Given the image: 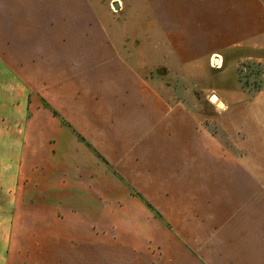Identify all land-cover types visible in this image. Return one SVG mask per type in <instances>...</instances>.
<instances>
[{
	"label": "rangeland",
	"instance_id": "rangeland-1",
	"mask_svg": "<svg viewBox=\"0 0 264 264\" xmlns=\"http://www.w3.org/2000/svg\"><path fill=\"white\" fill-rule=\"evenodd\" d=\"M117 4H96L109 53L67 66L33 93L65 118L33 108V124H0V264H42V247L59 243L74 246L73 264H207L205 223L214 209L205 204V136L227 168L264 170L256 155L264 122L260 140L249 105L264 89V49L233 50L220 69L214 58L185 65L144 0ZM111 67L128 75L113 80ZM131 86L151 108L145 122L121 121ZM174 115L193 122L192 150L175 145L180 135L166 124Z\"/></svg>",
	"mask_w": 264,
	"mask_h": 264
},
{
	"label": "crops",
	"instance_id": "crops-1",
	"mask_svg": "<svg viewBox=\"0 0 264 264\" xmlns=\"http://www.w3.org/2000/svg\"><path fill=\"white\" fill-rule=\"evenodd\" d=\"M108 1L119 10L117 2L122 4L123 0ZM144 2L185 65L195 60H205L209 65L217 56L224 64L227 53L233 50L264 49L263 0ZM96 4L97 0H0V124H33V108H45L44 101L55 108L42 95H38L40 101L33 100L34 92L49 86V77L65 76L67 66L75 67L82 60L94 61L98 52L109 53L108 32ZM111 68L107 74L113 80L116 75H128V71ZM34 77H41L40 83L35 84ZM121 83L127 86L126 79ZM239 85L243 90L240 82ZM132 88V102L128 106L131 110L121 121L132 123L133 119L138 120L136 115H142L145 122L146 109L151 112V108L146 106L143 93ZM253 95L249 105L256 130L252 133L262 140L258 125L264 122V89ZM152 118L155 124L158 116ZM166 124L181 137L182 142L180 137L175 140L177 147L181 143V147L189 144L191 150L194 148L198 138L191 120L174 115ZM219 154L205 136V204L214 209L205 223V263L264 264V170L254 164L250 170L229 169ZM256 155H264V148ZM216 156H219L217 161ZM57 235H61L60 231ZM42 248L45 252L42 264L51 261L60 264L62 260L73 264L79 260L73 245L59 243L52 245V251L49 245ZM48 251L52 252L49 261Z\"/></svg>",
	"mask_w": 264,
	"mask_h": 264
},
{
	"label": "trees",
	"instance_id": "trees-1",
	"mask_svg": "<svg viewBox=\"0 0 264 264\" xmlns=\"http://www.w3.org/2000/svg\"><path fill=\"white\" fill-rule=\"evenodd\" d=\"M239 77V75H238ZM239 82L241 83V79L239 77ZM242 84V83H241ZM45 108H47L48 110H50L56 117H60L58 111L56 109H54L49 103H47L46 101L43 102Z\"/></svg>",
	"mask_w": 264,
	"mask_h": 264
},
{
	"label": "built area",
	"instance_id": "built-area-1",
	"mask_svg": "<svg viewBox=\"0 0 264 264\" xmlns=\"http://www.w3.org/2000/svg\"><path fill=\"white\" fill-rule=\"evenodd\" d=\"M217 60H219V58H216L215 60L213 59L212 61V67L215 69H220L222 67V60H220V63H217Z\"/></svg>",
	"mask_w": 264,
	"mask_h": 264
},
{
	"label": "water",
	"instance_id": "water-1",
	"mask_svg": "<svg viewBox=\"0 0 264 264\" xmlns=\"http://www.w3.org/2000/svg\"><path fill=\"white\" fill-rule=\"evenodd\" d=\"M214 97V95L211 97V99ZM218 107L219 108H225L226 106H225V104L222 102V101H219V103H218Z\"/></svg>",
	"mask_w": 264,
	"mask_h": 264
},
{
	"label": "bare ground",
	"instance_id": "bare-ground-1",
	"mask_svg": "<svg viewBox=\"0 0 264 264\" xmlns=\"http://www.w3.org/2000/svg\"><path fill=\"white\" fill-rule=\"evenodd\" d=\"M217 63L219 64L220 63V60H217ZM212 97V96H211ZM217 101V99L215 98V97H213L212 99H211V101ZM218 105V104H217Z\"/></svg>",
	"mask_w": 264,
	"mask_h": 264
}]
</instances>
